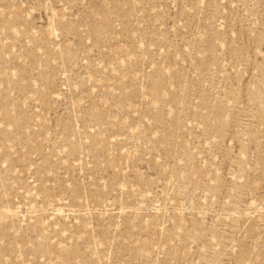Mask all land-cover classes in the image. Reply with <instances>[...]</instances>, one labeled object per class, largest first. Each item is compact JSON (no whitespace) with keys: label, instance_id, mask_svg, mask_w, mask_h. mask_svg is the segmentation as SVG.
<instances>
[{"label":"rangeland","instance_id":"1","mask_svg":"<svg viewBox=\"0 0 264 264\" xmlns=\"http://www.w3.org/2000/svg\"><path fill=\"white\" fill-rule=\"evenodd\" d=\"M0 264H264V0H0Z\"/></svg>","mask_w":264,"mask_h":264}]
</instances>
